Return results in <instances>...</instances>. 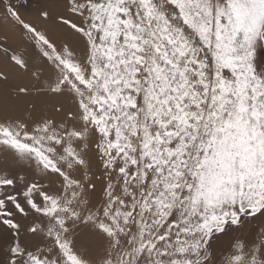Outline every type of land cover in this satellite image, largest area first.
I'll return each instance as SVG.
<instances>
[{
  "label": "snow or ice",
  "instance_id": "obj_1",
  "mask_svg": "<svg viewBox=\"0 0 264 264\" xmlns=\"http://www.w3.org/2000/svg\"><path fill=\"white\" fill-rule=\"evenodd\" d=\"M0 9L3 264H264V0Z\"/></svg>",
  "mask_w": 264,
  "mask_h": 264
},
{
  "label": "rangeland",
  "instance_id": "obj_2",
  "mask_svg": "<svg viewBox=\"0 0 264 264\" xmlns=\"http://www.w3.org/2000/svg\"><path fill=\"white\" fill-rule=\"evenodd\" d=\"M0 14H2V9H0ZM5 33H7L11 42L20 43V44L24 43L22 39V35H21V30L19 29V27L16 25H13L10 21L6 19L0 18V36H3ZM2 67L3 65L0 64V68ZM29 82L30 80L27 74L13 72L12 76L10 77L9 84L15 85V84H22V83H29ZM259 224H260L259 220L251 221L250 224L246 228L240 230V234L247 236L250 230L253 228H257ZM0 235H5V233H3L2 228H0ZM232 235L234 234L230 233L229 236L223 237L222 240L226 243L228 240L231 239ZM0 249H2L1 246H0ZM1 254H3V258L0 257V264H3L4 257H5V250H0V255Z\"/></svg>",
  "mask_w": 264,
  "mask_h": 264
},
{
  "label": "bare ground",
  "instance_id": "obj_3",
  "mask_svg": "<svg viewBox=\"0 0 264 264\" xmlns=\"http://www.w3.org/2000/svg\"><path fill=\"white\" fill-rule=\"evenodd\" d=\"M5 235H7V234H5ZM0 250H4V248L2 247V249H0ZM0 257L3 258V254H1Z\"/></svg>",
  "mask_w": 264,
  "mask_h": 264
}]
</instances>
